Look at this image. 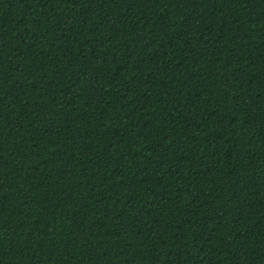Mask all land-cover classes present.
I'll use <instances>...</instances> for the list:
<instances>
[{"label":"trees","instance_id":"16d2710c","mask_svg":"<svg viewBox=\"0 0 264 264\" xmlns=\"http://www.w3.org/2000/svg\"><path fill=\"white\" fill-rule=\"evenodd\" d=\"M0 264H264V0H0Z\"/></svg>","mask_w":264,"mask_h":264}]
</instances>
